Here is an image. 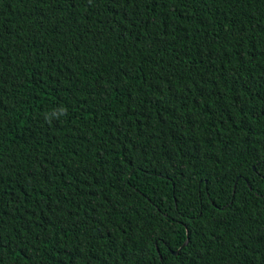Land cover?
<instances>
[{"label":"trees","instance_id":"trees-1","mask_svg":"<svg viewBox=\"0 0 264 264\" xmlns=\"http://www.w3.org/2000/svg\"><path fill=\"white\" fill-rule=\"evenodd\" d=\"M0 264H264V0H0Z\"/></svg>","mask_w":264,"mask_h":264},{"label":"clouds","instance_id":"clouds-1","mask_svg":"<svg viewBox=\"0 0 264 264\" xmlns=\"http://www.w3.org/2000/svg\"><path fill=\"white\" fill-rule=\"evenodd\" d=\"M67 113V109L65 108H60L58 110H56L55 112L46 115V119L49 120V122H51L52 118H58L61 115H65Z\"/></svg>","mask_w":264,"mask_h":264},{"label":"water","instance_id":"water-1","mask_svg":"<svg viewBox=\"0 0 264 264\" xmlns=\"http://www.w3.org/2000/svg\"><path fill=\"white\" fill-rule=\"evenodd\" d=\"M188 242H185V244L183 245V247L187 244ZM179 253V251L175 252V254L177 255Z\"/></svg>","mask_w":264,"mask_h":264}]
</instances>
